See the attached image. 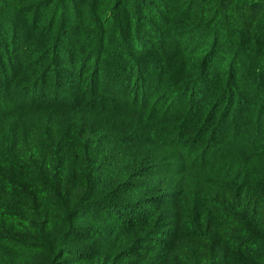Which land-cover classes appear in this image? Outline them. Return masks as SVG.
<instances>
[{
    "label": "trees",
    "instance_id": "16d2710c",
    "mask_svg": "<svg viewBox=\"0 0 264 264\" xmlns=\"http://www.w3.org/2000/svg\"><path fill=\"white\" fill-rule=\"evenodd\" d=\"M0 264H264V0H0Z\"/></svg>",
    "mask_w": 264,
    "mask_h": 264
},
{
    "label": "rangeland",
    "instance_id": "374dc122",
    "mask_svg": "<svg viewBox=\"0 0 264 264\" xmlns=\"http://www.w3.org/2000/svg\"><path fill=\"white\" fill-rule=\"evenodd\" d=\"M234 1H236V0H234ZM247 1H253V0H247ZM65 44V43H64ZM25 59H27L26 57H24ZM79 63L80 62H78V66H77V68L74 70V72H75V74L76 75H78V71H79V69L81 70V68H79L80 66H81V64H80V66H79ZM89 66V65H88ZM91 67V66H90ZM69 68V67H68ZM53 75V77L51 78V82H49L48 84V86L47 87H53L54 85L53 84H51V83H53V80L55 79L54 78V72L52 73ZM66 74H61L59 77L61 78V79H63V80H68L69 79V77H67V76H65ZM86 78H84V80H85ZM74 82V84H76V81H73ZM51 84V85H50ZM45 92H48V93H50L51 92V88H47V91H45ZM51 94V93H50ZM253 134V132L249 129V136L250 135H252ZM243 140V139H242Z\"/></svg>",
    "mask_w": 264,
    "mask_h": 264
}]
</instances>
